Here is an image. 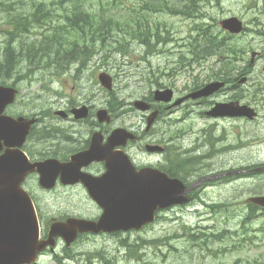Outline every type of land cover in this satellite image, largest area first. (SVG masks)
<instances>
[{"label":"rangeland","instance_id":"obj_1","mask_svg":"<svg viewBox=\"0 0 264 264\" xmlns=\"http://www.w3.org/2000/svg\"><path fill=\"white\" fill-rule=\"evenodd\" d=\"M200 6L201 20L186 19L180 15L160 14L154 17L156 23H166L170 27L169 33H161L163 40L158 47L160 52H149L132 42L127 54L111 55L108 63L103 62L101 71L87 69L77 77L74 72L61 75L50 82L47 91L43 87L48 82V77L44 78L46 82L38 81L37 76H26L17 81L21 68L18 64L16 75L5 83L9 85L16 81L14 85L20 94L14 105L6 110V114L13 117L27 116L38 113L37 110L40 109L58 111L64 109L68 103L84 102L108 110L113 99L122 103L119 110L123 109L134 100L143 99L149 94V87L144 81L147 73L175 77L178 70L176 62L180 52L185 51L186 38L194 24L203 22L209 26H219L222 19L236 17L243 22L246 30L232 42L244 49V54L235 53L232 57H242L236 65L240 70L247 69V81L243 85H229L210 102L238 101L241 105L255 109L259 118L248 123L227 119L213 123L191 113L187 117L186 132L190 131L192 137H186V141H176L178 148L183 151L197 148L192 142L198 140V137L200 139L197 141L199 148L187 153V157H192L190 159L202 158L198 159L196 167L188 164L192 174L207 173L213 167L218 170H238L240 167L249 166L254 170L264 168V0H208ZM169 11L174 13L178 8L173 7ZM196 14L197 11L193 10V16ZM169 38L172 40L167 42L166 39ZM5 45V39L0 34L2 51ZM17 45L18 42L14 44V48L18 49ZM99 58L102 55L96 53L89 65L97 64ZM3 60V53L0 52V61ZM211 63L213 65L215 61L196 66L190 60H185L183 70L177 71L174 80L178 89L182 90L180 87L189 76L207 81ZM101 72L114 79L112 91L101 90L97 85L96 76ZM22 74H25L24 71ZM167 81L163 80L165 83ZM193 110H201V107L194 106ZM178 115L180 114L175 116ZM112 120L114 125L129 127L137 125L139 115L112 117ZM211 123L215 125V137L225 138L224 144L227 147L214 144L212 151L211 145L203 148L200 146L204 139L202 130L211 126ZM167 131L166 138L173 134V131ZM138 157L142 160L144 156ZM25 186L36 200L42 223L51 218L96 219L100 215L99 208L91 202L81 186L42 191L35 175L28 178ZM255 192H264V175L239 178L226 183L219 180L213 186L199 189L197 198L189 205L162 214L154 225L143 232L132 231L115 236L85 234L69 247L60 240L54 249L55 254H42L37 264H213L202 255L206 249H229L237 255L227 258L228 264H234L233 259H243L246 261L243 264H249L264 255V212L256 210L250 213L246 203V199ZM220 204L224 207H215ZM190 235L196 236V242L189 239ZM201 235H206V238L200 237ZM203 241L206 246L200 248L199 244ZM152 242L157 243L149 245ZM135 253L139 257H135Z\"/></svg>","mask_w":264,"mask_h":264},{"label":"water","instance_id":"obj_2","mask_svg":"<svg viewBox=\"0 0 264 264\" xmlns=\"http://www.w3.org/2000/svg\"><path fill=\"white\" fill-rule=\"evenodd\" d=\"M223 27L231 32L240 30L235 19L227 20ZM100 80L109 88L107 76L101 75ZM220 86L209 85L202 94H210ZM14 96L13 89L0 86V152L4 148L0 155V264H30L47 246L53 247L56 236L63 237L69 244L77 232L110 233L139 229L153 220L156 209L187 201L186 194L199 184L185 191L178 181L169 180L157 171L134 172L122 153L111 154L110 159L109 152L99 150H90L80 156L87 161L105 158L108 170L99 178L80 173L76 159L64 165L55 160L31 164L19 147L33 121L1 116ZM112 138L120 139L121 131H115ZM34 171L39 175L40 186L45 189H51L58 176L63 184L82 182L90 197L103 210L100 219L97 222L68 219L64 224L55 223L50 228L48 240L39 241L38 220L32 201L20 187L25 177ZM104 184L113 186L114 191L105 192L102 189ZM255 201L264 206V198Z\"/></svg>","mask_w":264,"mask_h":264},{"label":"trees","instance_id":"obj_3","mask_svg":"<svg viewBox=\"0 0 264 264\" xmlns=\"http://www.w3.org/2000/svg\"><path fill=\"white\" fill-rule=\"evenodd\" d=\"M157 1L148 0L136 7L135 0H0V33L6 43V60L0 69L7 74L0 75V81L11 78L16 56L26 59L25 75L30 76L35 72L61 74L69 66L87 61L96 47L103 48L106 59L117 53L127 54L133 41L153 48L156 44L152 42L158 43L161 33L170 30L166 23L154 20V14L165 13L168 8L166 1H160L162 5ZM187 1L190 5L184 14L196 5V0ZM16 42L18 49L14 48ZM188 44L195 58L204 57L200 60L215 54L224 56L213 70L217 79L227 81L241 73L237 59L232 57L236 47L218 44L206 30L201 28L191 35ZM200 60L193 59L197 64ZM192 161L196 164L198 158L189 159L188 164Z\"/></svg>","mask_w":264,"mask_h":264},{"label":"flooded vegetation","instance_id":"obj_4","mask_svg":"<svg viewBox=\"0 0 264 264\" xmlns=\"http://www.w3.org/2000/svg\"><path fill=\"white\" fill-rule=\"evenodd\" d=\"M89 63L86 68L90 70L95 69L96 71H100L103 67L102 58H99L97 64L95 65L90 66ZM149 76L150 79L156 77L152 73H149ZM166 78H168V81L165 84L168 85H162V83L156 82L155 80L151 82V93L142 99L149 107L148 113H136L140 115V119L136 123L137 125L127 127L129 131L135 135V140L126 142L122 147H114L113 151L121 150L124 154H126L135 166L136 171L148 167L152 170H158L159 172L166 174L168 177H172L177 174H185L192 175L194 178L197 176L214 175L224 172L220 171L223 168L218 170L213 167L209 169L210 172L192 174L190 173L189 166L186 167L183 157H185L187 153L196 151L199 146L196 141H193L192 144L194 143L197 148H194L193 150L184 149L181 151L177 146L178 143L176 140L181 139V141H186L184 140L186 137H192V133L190 131L186 132L188 130L186 129V121L184 117L186 110L193 103L191 100H186L179 106H175L174 103L178 99L194 93L199 88L198 86H195L194 80L187 79L184 85L180 87L182 90H180L178 89L177 82H174L175 78L168 76H166ZM166 88L172 90V100L167 103L155 102L152 92L154 90H162ZM194 103L203 108L202 114L204 115L210 109L209 104L207 105L205 102L198 101ZM79 108H83L85 110L84 116L76 118L74 110ZM100 109L105 108H100L98 105L90 104L88 102L81 104H66V107L61 110L63 112L62 115L56 114L58 116H54L50 121H39V124L37 125L38 128L35 127L32 131V134L35 137V142H33L30 147V152L40 161L55 159L61 163L68 162L73 155L85 152L90 148L91 140L94 134L97 135L99 139V146L102 147L106 144L109 134L114 129L123 126L120 124L114 125V121L112 119L109 122V125H107L104 121L98 120V111ZM107 111L110 116L114 117L115 113L112 106ZM177 113L180 115L175 116ZM147 116H149V118ZM60 123H65V125L62 126ZM167 130H169V132L173 131V134L172 136L169 134L166 138L168 133ZM214 144L217 145L218 142L211 145L212 151H214ZM175 148L178 150H175ZM138 155L144 156L142 160L138 157ZM79 169L83 173L99 176L104 172L105 167L104 162H84ZM188 184L190 183L188 182ZM210 184L206 183L205 187H208ZM75 186L81 185H63L58 180L54 189L57 187L68 188ZM47 222L48 221L43 224L46 230H48L49 225V222L48 225H46ZM215 254L218 256H227L225 253ZM215 254L208 255L209 257L207 260L209 259L210 261L214 260L218 262L213 264H225L223 262L219 263L221 260L220 258L212 259L211 257Z\"/></svg>","mask_w":264,"mask_h":264},{"label":"bare ground","instance_id":"obj_5","mask_svg":"<svg viewBox=\"0 0 264 264\" xmlns=\"http://www.w3.org/2000/svg\"><path fill=\"white\" fill-rule=\"evenodd\" d=\"M108 157L111 159L112 156L109 155ZM198 159L202 160L201 157H199ZM112 161H116V160H112ZM104 185H106V184H104ZM102 189L105 190V192L106 191H114V187L113 186L108 187V185H106V186L102 185Z\"/></svg>","mask_w":264,"mask_h":264}]
</instances>
